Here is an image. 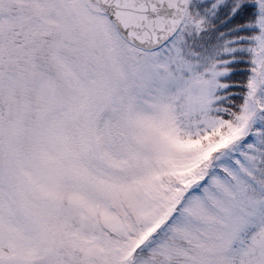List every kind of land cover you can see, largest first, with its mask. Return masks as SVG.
<instances>
[{
    "label": "snow or ice",
    "instance_id": "1",
    "mask_svg": "<svg viewBox=\"0 0 264 264\" xmlns=\"http://www.w3.org/2000/svg\"><path fill=\"white\" fill-rule=\"evenodd\" d=\"M0 264H264V0H0Z\"/></svg>",
    "mask_w": 264,
    "mask_h": 264
}]
</instances>
